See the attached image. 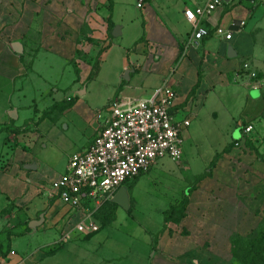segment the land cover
I'll return each instance as SVG.
<instances>
[{
    "label": "crops",
    "instance_id": "obj_1",
    "mask_svg": "<svg viewBox=\"0 0 264 264\" xmlns=\"http://www.w3.org/2000/svg\"><path fill=\"white\" fill-rule=\"evenodd\" d=\"M206 1L0 0V246L25 225L28 240L58 245L36 264H236L232 238L252 233L264 215V0H223L204 24L230 30L232 39L212 35L188 47L184 11ZM99 45L108 48L89 81L76 58ZM245 64L257 79L236 78ZM164 83L178 95L177 113L191 121L180 170L195 181L219 154L212 178L189 196L179 223L166 225L164 214L184 196L148 216L118 205L106 227L96 212L99 231L79 232L83 215L52 196L50 185L97 137L112 99H144ZM94 84L101 96L87 101ZM77 87L81 99L61 95ZM28 123L31 132L20 133ZM248 125L254 130L246 136ZM199 162L205 167L195 173ZM162 165L159 174L172 168ZM34 221L41 224L31 227Z\"/></svg>",
    "mask_w": 264,
    "mask_h": 264
},
{
    "label": "built area",
    "instance_id": "obj_2",
    "mask_svg": "<svg viewBox=\"0 0 264 264\" xmlns=\"http://www.w3.org/2000/svg\"><path fill=\"white\" fill-rule=\"evenodd\" d=\"M224 5L223 0H208L185 9L184 17L192 29L188 47H197L212 35L232 39L230 30L204 24ZM244 25V21L234 24L240 28ZM236 78L257 79V74L245 64ZM177 99L176 91L164 83L144 99H112L99 114L102 121L97 137L84 152L70 157L65 174L50 185L52 196H57L73 213L83 215L77 225L79 232L99 231L95 213L104 203L113 201L125 184L164 160L175 163L183 158L184 132L191 121L175 110ZM253 130V125H248L244 134L248 136Z\"/></svg>",
    "mask_w": 264,
    "mask_h": 264
},
{
    "label": "rangeland",
    "instance_id": "obj_3",
    "mask_svg": "<svg viewBox=\"0 0 264 264\" xmlns=\"http://www.w3.org/2000/svg\"><path fill=\"white\" fill-rule=\"evenodd\" d=\"M100 46V45H99ZM108 47L100 46L99 50L93 52L91 54L82 52L76 58V68L78 71V75L81 77L84 76L86 80L96 76L101 68V58ZM73 88L71 90L60 91L63 97L71 96L75 98V100L81 99L78 95V89ZM85 87L81 88V91H84ZM102 89L101 86H94L91 87L90 91L87 95H84L87 101H94L101 96ZM74 100V101H75ZM76 102V101H75ZM101 109H98V111ZM103 110V109H102ZM35 126V125H34ZM33 127V123H28L25 125L23 130H19L22 134H29L31 132V128ZM73 130L68 133V136H74ZM184 149V145H183ZM183 158L178 162H171L170 160H164L158 164H164L161 166L162 168H167L171 166L170 170L165 171V174L157 173L158 168L154 167L149 170L147 173L143 174L139 177L141 181L139 185L134 190H131L129 194V209L130 212H136V210L142 211L143 216H148L147 210H157L158 208H164L165 205L171 204L173 199L177 197L184 196L186 190L190 188L194 184V176L190 173L185 174L183 171L180 170V167L183 166ZM197 168L194 170L195 173L201 172L199 171L201 168L198 167H205L204 162H199L194 164ZM130 183L125 184V187H129ZM140 199V202L138 201ZM112 203L106 202L103 204L97 213L96 218L101 222L103 227L111 226L113 221L116 219V212L118 210L117 207H113ZM139 205V206H138ZM138 207V208H137ZM264 213V212H263ZM141 214H137L134 216L136 220L137 217H141ZM264 221V215L262 216V220L260 224ZM256 229H259V226ZM25 225L19 228H14L12 232H10L11 237V246L10 248V255L9 260L12 264H36L40 258L47 257L53 254L56 250H58V245H50L43 247L42 244L37 243L36 236L29 238V240L23 235L25 232ZM255 230V229H254ZM254 230L247 236L239 235L235 239L237 243V248L239 249V253L237 257H239V262L236 261L237 264H241L242 256L244 250L248 248L251 250L250 247V239L249 237L253 235ZM25 231V232H24ZM23 235V236H22ZM3 246L7 247V241H5V236L1 237ZM12 241H15L16 244L13 245ZM241 261V262H240ZM257 264H264V259H258Z\"/></svg>",
    "mask_w": 264,
    "mask_h": 264
},
{
    "label": "trees",
    "instance_id": "obj_4",
    "mask_svg": "<svg viewBox=\"0 0 264 264\" xmlns=\"http://www.w3.org/2000/svg\"><path fill=\"white\" fill-rule=\"evenodd\" d=\"M95 77V76H94ZM94 77L90 78L92 80ZM220 155H216L214 160L212 161L209 168L205 171L204 174L198 176L194 182V184L186 190L183 200L176 204L172 205L169 210H167L164 214L165 216V223L166 225L168 223H179L182 218L186 216V209L189 204V196L194 192L198 184L202 183L204 180L212 178L215 168L217 167V163L219 160ZM142 176V175H141ZM139 178V177H138ZM113 207H117L116 204H111ZM23 236V235H22ZM239 235H234L232 238V254L235 259V261L239 262V249L237 248V243L235 242V239ZM11 234H8L7 237V247L6 246H0V259H8L10 255V246H11ZM250 239V247L251 250L248 248L247 250L242 251L243 256L241 259V264H257L258 259H264V221L259 226V229H255L253 235L249 237ZM239 247V246H238ZM239 256V257H237ZM237 264V263H236Z\"/></svg>",
    "mask_w": 264,
    "mask_h": 264
},
{
    "label": "water",
    "instance_id": "obj_5",
    "mask_svg": "<svg viewBox=\"0 0 264 264\" xmlns=\"http://www.w3.org/2000/svg\"><path fill=\"white\" fill-rule=\"evenodd\" d=\"M13 49L15 52L17 53H22L23 49L22 46L18 43L13 44ZM125 80H129L130 79V71H126L125 73ZM86 91H82L81 94H84ZM113 202L117 205H119L120 207L128 210L129 209V194H128V188L127 187H122L119 192L116 194V196L113 199ZM41 224V222H32L30 224L31 227L33 226H39Z\"/></svg>",
    "mask_w": 264,
    "mask_h": 264
}]
</instances>
